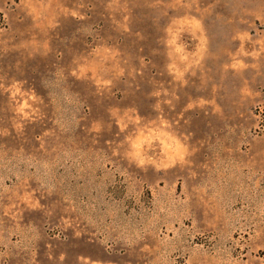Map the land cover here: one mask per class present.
<instances>
[{"label": "rangeland", "instance_id": "1", "mask_svg": "<svg viewBox=\"0 0 264 264\" xmlns=\"http://www.w3.org/2000/svg\"><path fill=\"white\" fill-rule=\"evenodd\" d=\"M0 264H264V0H0Z\"/></svg>", "mask_w": 264, "mask_h": 264}]
</instances>
